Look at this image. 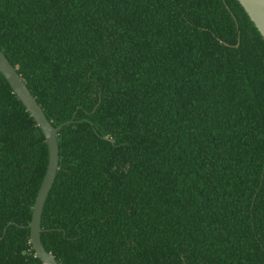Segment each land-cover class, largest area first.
I'll return each mask as SVG.
<instances>
[{"label": "trees", "instance_id": "trees-1", "mask_svg": "<svg viewBox=\"0 0 264 264\" xmlns=\"http://www.w3.org/2000/svg\"><path fill=\"white\" fill-rule=\"evenodd\" d=\"M0 51L72 121L41 218L59 264H264V39L237 0H0ZM48 155L0 73V264H43Z\"/></svg>", "mask_w": 264, "mask_h": 264}, {"label": "water", "instance_id": "water-1", "mask_svg": "<svg viewBox=\"0 0 264 264\" xmlns=\"http://www.w3.org/2000/svg\"><path fill=\"white\" fill-rule=\"evenodd\" d=\"M237 1L245 10L251 22L264 39V0ZM0 73H2L14 94L19 98L27 112L34 119L36 125L43 133L45 142L48 146L49 155L46 173L35 199L31 222L27 228L30 230V242L33 250L43 264H59L50 253L46 252L41 243V218L46 200L53 187L59 169L58 134L63 127L71 124L72 121L58 127L52 126L46 119L43 110L38 105L36 99L27 88L24 80L18 74L17 70L10 64L2 51H0Z\"/></svg>", "mask_w": 264, "mask_h": 264}]
</instances>
